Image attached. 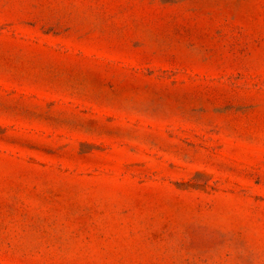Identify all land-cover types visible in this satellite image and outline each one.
I'll return each mask as SVG.
<instances>
[{"label":"rangeland","instance_id":"374dc122","mask_svg":"<svg viewBox=\"0 0 264 264\" xmlns=\"http://www.w3.org/2000/svg\"><path fill=\"white\" fill-rule=\"evenodd\" d=\"M0 264H264V0H0Z\"/></svg>","mask_w":264,"mask_h":264}]
</instances>
